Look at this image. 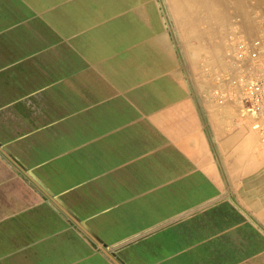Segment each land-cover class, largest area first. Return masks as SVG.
Segmentation results:
<instances>
[{"label":"crops","instance_id":"obj_1","mask_svg":"<svg viewBox=\"0 0 264 264\" xmlns=\"http://www.w3.org/2000/svg\"><path fill=\"white\" fill-rule=\"evenodd\" d=\"M167 4L0 0V264H264V142L177 39L264 0Z\"/></svg>","mask_w":264,"mask_h":264},{"label":"built area","instance_id":"obj_2","mask_svg":"<svg viewBox=\"0 0 264 264\" xmlns=\"http://www.w3.org/2000/svg\"><path fill=\"white\" fill-rule=\"evenodd\" d=\"M260 30L252 40L230 36L226 53L228 71L222 78V97L238 103L235 128L244 127L264 142V17L258 18Z\"/></svg>","mask_w":264,"mask_h":264},{"label":"rangeland","instance_id":"obj_3","mask_svg":"<svg viewBox=\"0 0 264 264\" xmlns=\"http://www.w3.org/2000/svg\"><path fill=\"white\" fill-rule=\"evenodd\" d=\"M164 4L166 5V7L164 5V11L166 13L167 11L169 12V8H171L172 10V7H169L167 4V0H164ZM251 11L252 10L249 11L248 19L250 20V18L252 17L251 21L255 22L256 25H258L257 27L259 31L260 26L257 22V18H260L262 16L258 15V17H255L254 13H251ZM195 12L196 17H202L204 15L201 11V8L199 7H196ZM230 18L231 21L230 23H228L227 30H234L239 26H241V30H234L230 32L231 34L229 33L230 35H228V37L224 33L220 38L217 39L214 37H205L204 39L180 37L184 35L183 33H185V30L181 29V27H178L179 34H177V39L179 40L180 46L185 49L187 55H193L191 56L190 60V69L188 68V79L192 82L195 81L199 84V87H202V92L205 91V95L208 98V101L212 105H214L215 108L223 107L225 104L231 106L230 101H226L221 94V90L223 89L222 78L225 71H228V65L226 63L225 55L232 46L229 37L235 35L234 37H242L246 40H252L248 32L245 31L247 30V27L245 28V21L243 17H241L239 14H232ZM254 38L255 37H253V39ZM196 47H198V50H196ZM193 50H196V54H193ZM261 156L262 155H260V157Z\"/></svg>","mask_w":264,"mask_h":264},{"label":"bare ground","instance_id":"obj_4","mask_svg":"<svg viewBox=\"0 0 264 264\" xmlns=\"http://www.w3.org/2000/svg\"><path fill=\"white\" fill-rule=\"evenodd\" d=\"M182 1V0H181ZM255 13V12H254ZM251 36V35H250ZM253 38V37H252Z\"/></svg>","mask_w":264,"mask_h":264}]
</instances>
